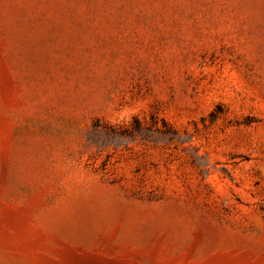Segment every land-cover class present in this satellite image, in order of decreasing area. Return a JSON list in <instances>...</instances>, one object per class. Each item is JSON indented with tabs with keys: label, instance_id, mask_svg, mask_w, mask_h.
<instances>
[{
	"label": "rangeland",
	"instance_id": "1",
	"mask_svg": "<svg viewBox=\"0 0 264 264\" xmlns=\"http://www.w3.org/2000/svg\"><path fill=\"white\" fill-rule=\"evenodd\" d=\"M0 264H264V0H0Z\"/></svg>",
	"mask_w": 264,
	"mask_h": 264
}]
</instances>
